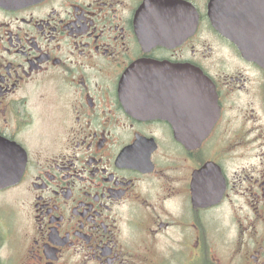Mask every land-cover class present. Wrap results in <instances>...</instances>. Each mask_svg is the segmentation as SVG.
Listing matches in <instances>:
<instances>
[{"label": "flooded vegetation", "instance_id": "flooded-vegetation-1", "mask_svg": "<svg viewBox=\"0 0 264 264\" xmlns=\"http://www.w3.org/2000/svg\"><path fill=\"white\" fill-rule=\"evenodd\" d=\"M1 159L0 264H264V0H0Z\"/></svg>", "mask_w": 264, "mask_h": 264}, {"label": "water", "instance_id": "water-1", "mask_svg": "<svg viewBox=\"0 0 264 264\" xmlns=\"http://www.w3.org/2000/svg\"><path fill=\"white\" fill-rule=\"evenodd\" d=\"M239 48L245 56L256 59V60L258 59V49L256 46L239 43ZM8 162L9 161H6L5 159H1L0 168H5L6 166H8ZM24 164H25V161L23 162L21 166L20 174L22 173L24 169ZM0 181H1V178H0Z\"/></svg>", "mask_w": 264, "mask_h": 264}]
</instances>
